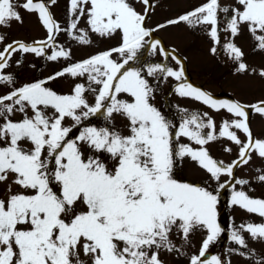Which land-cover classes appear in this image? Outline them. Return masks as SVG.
Here are the masks:
<instances>
[{
    "label": "snow or ice",
    "instance_id": "6c2138e0",
    "mask_svg": "<svg viewBox=\"0 0 264 264\" xmlns=\"http://www.w3.org/2000/svg\"><path fill=\"white\" fill-rule=\"evenodd\" d=\"M48 3L54 0H0V25L22 22L23 8L37 11L47 31L31 42L9 40L0 32V85L5 86L0 91V182L5 183L0 264H169V254L186 258L187 264H231L230 258L208 255L210 244L225 231L218 219L221 190L230 189L229 205L264 216V198L249 195L244 188L249 178L236 175L250 164L253 152L264 160V136L253 133L249 105L215 98L188 81L186 58L154 38V31L178 23L204 26L211 53L220 46L235 71L264 77V67H250L235 42L246 29L264 51V0H203L154 27L147 20L155 0H142V10L133 0H70L63 29ZM222 22L230 33L223 41ZM62 31L86 45L93 43L89 32L119 41L74 59L71 48L57 39ZM142 49L161 59L144 62ZM18 53L68 62L49 75L17 83L6 69ZM65 74L75 78L70 91L47 83ZM169 77L179 96L230 114L218 131L208 112L177 105V122L155 103L159 84ZM251 108L264 114V102ZM217 138L234 142L238 155L229 161L214 157L208 143ZM225 151L232 147L225 145ZM186 158L199 175L179 173ZM256 171V179L264 182V167ZM245 230L264 241V223L233 224L231 251L264 264V254L250 246Z\"/></svg>",
    "mask_w": 264,
    "mask_h": 264
},
{
    "label": "rangeland",
    "instance_id": "374dc122",
    "mask_svg": "<svg viewBox=\"0 0 264 264\" xmlns=\"http://www.w3.org/2000/svg\"><path fill=\"white\" fill-rule=\"evenodd\" d=\"M138 10L143 9L142 0H133ZM203 0H155L154 10L150 12L147 24L155 26L157 23H162L165 19L171 18L184 11L199 5ZM222 4H231L234 0H220ZM70 0H54V3H48L47 6L53 13L54 18L61 23V28H66V21L68 20V8ZM23 16V21L18 22L13 20L10 27L0 25V32H6L7 38L21 39L27 42L38 40L47 35L46 29L38 18L37 11H28L23 8L19 9ZM221 17L224 13H220ZM84 25L83 18L80 26ZM224 23H221V37H230L229 32L223 31ZM93 43L81 44L74 41L67 35L65 31L58 34L57 39L64 43L65 47L71 48L72 57L74 59L83 58L94 51L115 46L119 41L118 36L111 39L99 37L97 34L89 32ZM154 38L162 39L163 43L168 46H175L176 51L186 59L184 60L186 69V78L188 81L196 86L211 92L215 98L222 99H237L249 105L250 126L255 136H264V114H260L251 108V105L257 102H264V77L259 72H244L239 73L234 69V63L222 47L218 46V52L213 54L210 52L212 40L205 31L204 26H197L190 28L185 23H178L176 25L166 26L164 28L155 29ZM235 42L242 48L245 53V61L250 67H255L257 70L264 67V51L259 50L257 40L246 29L235 37ZM141 58L144 62H151L160 60V56H153L150 50H141ZM15 59H22L21 65L14 63ZM68 61L61 58L59 61L48 60L44 56H35L28 54H14L13 63L6 71H11L16 78V82L28 81L34 78H40L44 75H49L54 71L59 70ZM131 63V62H130ZM173 66L175 62H172ZM35 65V67H32ZM73 77L65 74L61 77H56L47 83L54 89L61 92H68L71 90L74 83ZM175 81L169 77L166 81L159 84L156 92L155 103L162 107L167 114L175 121H179L181 113L177 108L179 105L182 108H187L190 112L195 111L199 113L208 112L215 118L217 123V131L221 120L230 115L226 110L219 111L211 109L208 105L196 100L192 97H181L174 91ZM3 85H0V91L4 90ZM241 138H245L242 131H238ZM187 142V138L181 137ZM225 145L232 147V152L225 151ZM193 146L195 142H193ZM211 154L216 158H222L229 161L238 155V146L228 138H217L215 141L208 143ZM264 167V160L253 152L252 161L247 166H240L236 170L237 176H245L249 178V184L244 188L249 195L253 197L264 198V182L256 179L258 172L256 169ZM198 166L195 165L190 158H186L184 164L180 166L179 173L185 177H195L200 173L197 171ZM227 179V177H222ZM241 187L239 184L236 185ZM17 186L13 185L15 189ZM5 183L0 182V195H3ZM230 199V189L221 190L220 204L218 206V219L224 227L225 231L221 236L210 244L208 252L214 255H222L224 259H231V264H252L249 259H246L231 251L234 248L235 242L229 239L230 229L233 224L240 227L241 223L254 222L264 223V216L250 212L240 206H232L227 203ZM244 235L248 237L249 244L255 248L257 252L264 254V241L253 240L248 231H244ZM194 244L198 246L200 236L195 235ZM195 250V249H193ZM169 264H187L184 257H177L175 254L166 256Z\"/></svg>",
    "mask_w": 264,
    "mask_h": 264
},
{
    "label": "water",
    "instance_id": "95a60500",
    "mask_svg": "<svg viewBox=\"0 0 264 264\" xmlns=\"http://www.w3.org/2000/svg\"><path fill=\"white\" fill-rule=\"evenodd\" d=\"M208 255L210 256V255H212L211 253H208Z\"/></svg>",
    "mask_w": 264,
    "mask_h": 264
}]
</instances>
